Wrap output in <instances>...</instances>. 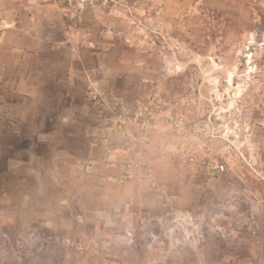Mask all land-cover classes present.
I'll list each match as a JSON object with an SVG mask.
<instances>
[{"label": "rangeland", "instance_id": "374dc122", "mask_svg": "<svg viewBox=\"0 0 264 264\" xmlns=\"http://www.w3.org/2000/svg\"><path fill=\"white\" fill-rule=\"evenodd\" d=\"M56 1L68 16L0 0V123L23 100L17 77L56 107L70 89L110 134L122 100L136 117V140L120 141L135 182L97 226L39 227L38 240L0 228V264H264V0ZM211 159L225 167L214 177ZM74 233L85 239L48 238Z\"/></svg>", "mask_w": 264, "mask_h": 264}, {"label": "crops", "instance_id": "0c3cea01", "mask_svg": "<svg viewBox=\"0 0 264 264\" xmlns=\"http://www.w3.org/2000/svg\"><path fill=\"white\" fill-rule=\"evenodd\" d=\"M37 2L42 7L54 5L57 17L69 14L64 12L60 1ZM70 29L59 26L57 31L63 36L69 35ZM26 42L27 38L19 47H27ZM66 46L72 48L74 44L70 39H56L51 47ZM60 77L54 78V84ZM87 80L93 85L89 76ZM15 81L19 86L27 85L24 95L17 89L23 100L12 103L0 123V228L10 230L19 224L24 230H31L29 235L38 240L41 238L36 232L39 227L58 230L59 226L77 227L82 223L97 226L99 218L94 215L109 217L107 214L124 203L126 192L135 182L127 179L121 184L117 182L123 173V163L130 157L128 147L120 143L121 138L125 140L124 135L110 134L101 119L91 120L89 105L85 108L74 105L70 89L63 94L66 104L56 107L47 97L43 99V83H35L32 78L28 83L22 77ZM134 200L138 198L132 197L131 201ZM48 238L85 239L76 237L75 233Z\"/></svg>", "mask_w": 264, "mask_h": 264}, {"label": "built area", "instance_id": "2783aa9c", "mask_svg": "<svg viewBox=\"0 0 264 264\" xmlns=\"http://www.w3.org/2000/svg\"><path fill=\"white\" fill-rule=\"evenodd\" d=\"M74 0H67L68 4H73ZM77 1H82V0H77ZM92 95V98L96 104H99L100 106L105 104L104 99L101 97L100 91H91L90 92ZM109 110H110V121L112 122V125L119 130L124 137H126V143L128 145L131 144L132 141H135L136 138H134L131 135V132L127 129L128 125H134L136 122V117L131 116L130 110L128 109L127 104L122 102V100H117L112 105H109ZM179 156L182 160L184 161H192L193 158L188 156L186 153L180 152ZM115 165V162L113 163ZM111 164V165H113ZM123 173L121 174L119 182L122 183L124 182L125 179L130 178L131 175V166L128 167L126 164H123ZM125 167V168H124ZM224 164L219 163L218 161L211 159L207 162L206 164V170L209 176L214 177L217 174L221 173L224 171Z\"/></svg>", "mask_w": 264, "mask_h": 264}]
</instances>
